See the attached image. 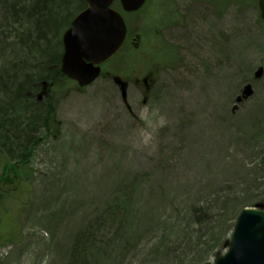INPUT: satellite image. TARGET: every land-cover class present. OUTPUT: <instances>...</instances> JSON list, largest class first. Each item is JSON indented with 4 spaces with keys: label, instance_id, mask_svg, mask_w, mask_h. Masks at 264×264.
I'll return each instance as SVG.
<instances>
[{
    "label": "rangeland",
    "instance_id": "1",
    "mask_svg": "<svg viewBox=\"0 0 264 264\" xmlns=\"http://www.w3.org/2000/svg\"><path fill=\"white\" fill-rule=\"evenodd\" d=\"M127 19L104 75L55 93L28 186L0 189V264H206L264 202L258 0H150Z\"/></svg>",
    "mask_w": 264,
    "mask_h": 264
},
{
    "label": "trees",
    "instance_id": "2",
    "mask_svg": "<svg viewBox=\"0 0 264 264\" xmlns=\"http://www.w3.org/2000/svg\"><path fill=\"white\" fill-rule=\"evenodd\" d=\"M85 6V0H0V115L11 117L0 131V160L5 159L0 179L8 185L3 197L28 186L27 166L41 130L53 136L59 131L55 93L75 84L60 71L61 36ZM43 81L49 85L46 111L27 92H38Z\"/></svg>",
    "mask_w": 264,
    "mask_h": 264
},
{
    "label": "water",
    "instance_id": "3",
    "mask_svg": "<svg viewBox=\"0 0 264 264\" xmlns=\"http://www.w3.org/2000/svg\"><path fill=\"white\" fill-rule=\"evenodd\" d=\"M114 1L86 0V7L73 18L62 35L61 71L78 81L80 86H87L100 76L101 64L119 50L125 39L126 24L121 14L111 7ZM145 1L121 0L126 11L139 9ZM259 5L264 19V0H259ZM263 73V67H259L255 77L261 78ZM115 81L120 84L125 97V83L119 77H115ZM42 85L39 99L47 93V82L43 81ZM253 93L252 85L247 84L236 101L242 102ZM207 264H264V204L247 206L240 211L227 251Z\"/></svg>",
    "mask_w": 264,
    "mask_h": 264
},
{
    "label": "bare ground",
    "instance_id": "4",
    "mask_svg": "<svg viewBox=\"0 0 264 264\" xmlns=\"http://www.w3.org/2000/svg\"><path fill=\"white\" fill-rule=\"evenodd\" d=\"M27 92H28V95L32 96L37 103H39V104L41 103L43 105L42 108L46 111L47 106H45L46 104H44L43 99H39L38 94L35 91L31 90V91H27ZM10 121H11L10 112H9V115H7L5 117L3 115H0V131L4 130L5 127H8V125H10V123H11ZM39 131H40V127L37 129V132H39ZM37 132H36V135H37ZM1 147L5 148L4 146H1Z\"/></svg>",
    "mask_w": 264,
    "mask_h": 264
},
{
    "label": "flooded vegetation",
    "instance_id": "5",
    "mask_svg": "<svg viewBox=\"0 0 264 264\" xmlns=\"http://www.w3.org/2000/svg\"><path fill=\"white\" fill-rule=\"evenodd\" d=\"M41 91V89L38 91V92H36L37 94L39 93ZM45 96H47V95H45ZM45 98V97H44ZM2 175V173H0V176ZM1 179H0V188H2V186H7L6 184H5V182H2L1 183Z\"/></svg>",
    "mask_w": 264,
    "mask_h": 264
}]
</instances>
